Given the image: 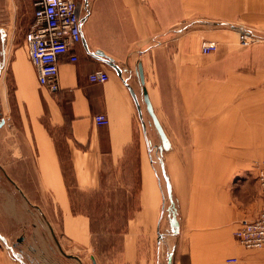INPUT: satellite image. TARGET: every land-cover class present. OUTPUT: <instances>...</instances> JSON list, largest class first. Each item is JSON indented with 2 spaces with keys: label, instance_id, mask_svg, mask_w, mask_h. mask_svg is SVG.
<instances>
[{
  "label": "crops",
  "instance_id": "0c3cea01",
  "mask_svg": "<svg viewBox=\"0 0 264 264\" xmlns=\"http://www.w3.org/2000/svg\"><path fill=\"white\" fill-rule=\"evenodd\" d=\"M77 1L84 18L83 41L75 47L77 62H70L67 57L60 59L56 91L39 84L25 44L6 51L0 77V117L5 119L0 128V233L7 239L27 238L28 208L46 214L58 231L57 222L61 223L62 231L71 239L86 237L89 221L73 212L67 171L71 170L80 185H89L91 178L99 176L103 160L122 161L139 144L140 114L127 86L135 91L145 115L139 64L149 99L171 145L174 141L158 108L163 104L161 83L166 91L167 80L178 74L180 88L186 86V98L194 93L195 98H211L218 103L196 104L193 111L197 108L203 119L196 117L195 140L188 141L186 136L178 143L230 147L237 143V136L244 134V141L238 143L259 145L260 151L264 146V36L259 35L263 40L246 47L240 45L238 37L244 30H264V0ZM204 42H215L217 50L194 58L189 55V50L195 48L200 52ZM88 51L112 58L124 70L127 83ZM189 68H194L198 76L209 77H197L198 81L211 82L217 88L202 89L201 94L196 89L188 93ZM96 71H107L109 80L92 83L89 77ZM224 80L232 81L231 89L223 88L229 86V81ZM237 80L254 83L244 91L249 102L246 100L242 107L243 115L237 120L234 106L215 123L208 117H214L215 108L224 107L219 105V98L228 100L240 95L233 89ZM168 96V103L172 104ZM185 97L188 103L189 98ZM188 108L187 104L186 113ZM99 114L108 117L107 126L96 125L94 117ZM185 127L191 128L189 123ZM63 129L65 140H59L57 134L61 132L57 131ZM151 153L152 149L149 158L153 161ZM200 157L235 161L236 154L233 150L220 157ZM144 170L150 171L145 160ZM236 187L228 186L215 208H205L206 200L197 196L182 203L179 235L187 263L264 264V248L245 249L234 237V230L243 219L239 218L244 215V209L235 205V196L233 201L231 191ZM187 191L190 193L191 187L185 190L184 197L189 195ZM259 200L261 204L260 193ZM244 212L250 213L248 209ZM233 258L237 261H228Z\"/></svg>",
  "mask_w": 264,
  "mask_h": 264
},
{
  "label": "rangeland",
  "instance_id": "374dc122",
  "mask_svg": "<svg viewBox=\"0 0 264 264\" xmlns=\"http://www.w3.org/2000/svg\"><path fill=\"white\" fill-rule=\"evenodd\" d=\"M34 3L35 0H0V27L7 34L5 48L8 53L12 48L25 44L24 37L34 15ZM251 34L261 35L263 38L264 30ZM203 44L200 52L195 48L189 50V55L193 58L203 55ZM2 48L0 43V52ZM170 77L171 80L165 83L166 91H164V83H161L163 104L159 105L158 113L174 141L172 148L168 151L163 150L164 153L161 152L160 137L150 115L145 111L143 116L153 161L149 158L150 151L145 142L140 117L137 121L139 144H135L122 161L103 160L99 176L91 178L89 185H80L68 168L67 184L73 200V212L85 216L89 221L88 233L86 237L79 235V239H71L64 230L62 231L61 223L57 222L58 231L54 229L51 219L46 214L28 208L30 219L27 238L22 242L14 238L7 239L9 244H16V251L23 252L27 264H93L94 259L96 264H168L170 252L173 253V264H189L186 261V251L183 253L181 250L180 231L175 236L172 234L169 222L170 209L174 208L181 224L183 202L189 200L191 196H197L202 201L206 200L205 208L209 205L215 208L228 186H237L231 194L234 202V196L236 197V207L244 209L242 211L244 215L239 219L252 220L258 217L262 208V199L261 204L259 202V193L261 198L259 177L261 170L264 169V146L260 151L259 145L238 143L244 141V134L237 136V143L230 147L178 143V140H186V136L188 141L195 140L193 137L197 135L196 117L203 119V115L197 114V108L193 111L196 104L204 106L218 104L215 99L201 96L195 98L194 93L191 92L195 89L200 92L202 89H212L217 86L211 82L198 81L197 77L201 79L209 77L202 74L198 76L194 68H189L188 93L191 94L186 98V86L180 88L181 76L179 78L177 74ZM224 81H229V86L223 87L224 82H221V88L231 89L232 81ZM244 81L237 80V86L233 88L240 92L236 98L228 100L219 98V105L224 107L215 108L214 117L209 116V119L219 123L223 116L227 115V109L231 111L234 106L236 111L233 112H236L237 120L243 115L242 107L246 100L249 102V97L244 91L254 84L248 80ZM166 92L171 96L172 104L168 103L170 98ZM184 97L187 100L189 98L188 103H185ZM187 104L191 112L188 108L186 113ZM46 117L44 122L48 121ZM188 123L191 128L186 129L185 125ZM64 131V129L57 131L61 132L57 134L59 140H65L62 134ZM157 146L160 147L157 149ZM158 150L163 153V160L162 158L158 160ZM233 150L236 154L235 161L200 159V156L206 157V155L207 158L220 157L226 151ZM247 157L259 158L247 159ZM143 158L145 163L149 164L150 171L144 170ZM70 163L71 161H68L67 166H70ZM162 167L172 189L173 204L167 194V181ZM189 187L191 191L190 193L187 191L189 195L184 197V192ZM200 187L203 192H200ZM246 209L250 213L244 212ZM236 231L237 229L234 230L235 239ZM63 252L78 257L80 261L65 256ZM9 255V251L0 240V264H18ZM230 260L228 261L231 262Z\"/></svg>",
  "mask_w": 264,
  "mask_h": 264
},
{
  "label": "built area",
  "instance_id": "2783aa9c",
  "mask_svg": "<svg viewBox=\"0 0 264 264\" xmlns=\"http://www.w3.org/2000/svg\"><path fill=\"white\" fill-rule=\"evenodd\" d=\"M34 15L25 34L28 56L38 73L41 86L51 91L58 89L60 59L67 57L77 62L75 47L82 42L81 9L77 0H35ZM240 43L246 47L262 40L248 30L240 32ZM217 50L215 42H204L202 51L206 54ZM92 83H106L107 71H96L89 77ZM97 126H107L106 115H96ZM262 210L256 219L242 220L235 233L236 239L245 249L254 250L264 247V169L260 172ZM236 262L237 259H231Z\"/></svg>",
  "mask_w": 264,
  "mask_h": 264
},
{
  "label": "water",
  "instance_id": "95a60500",
  "mask_svg": "<svg viewBox=\"0 0 264 264\" xmlns=\"http://www.w3.org/2000/svg\"><path fill=\"white\" fill-rule=\"evenodd\" d=\"M83 20H84V18L82 19V24H83ZM82 41H83V38H82ZM0 43L2 44V47H3L2 50H4V48L7 44V34H6L5 30H3L1 27H0ZM89 54L94 56L96 59L101 60L106 65L110 66L113 70H115V72L119 75V77H121L122 80L125 83H127L125 75H124L125 74L124 70L112 58L102 54L101 52H98V53L97 52H93V53L89 52ZM2 55H3V58L1 57ZM4 60H5V52L1 51V53H0V75H1V70L3 67ZM138 69H139V78H140V81L143 85L142 92H143V100H144V103L146 105V110H147L148 114L150 115L152 122L155 126V129L157 130V133L160 137V140L162 143V148L165 151H168L172 148V145H171V143H170V141H169V139H168V137L164 131V128L162 127V125L159 121L157 114L154 111L153 105L149 99L147 89L144 86L145 79H144V72H143L142 64H139ZM127 86L130 89L131 95H132L133 99L135 100V103H136L137 108H138L137 96L135 94V91H133V89L130 87L129 84H127ZM138 111H139V108H138ZM4 124H5V119L0 117V128L3 127ZM162 151L163 150L161 149V152ZM162 168H163L164 177L167 181V189H168L169 199H170L171 203L173 204L172 189H171V186L168 182L167 176L165 174L164 167H162ZM169 222H170V226L172 229V234L174 236L177 235L180 231V222L178 221L177 213L174 210V208L170 209ZM0 240L4 243L5 247L9 251V254H10V257L12 258V260L17 262L18 264H27L26 261L24 260L23 252L22 251H16V249H15L16 244H13V245L9 244L7 238L5 236H3L1 233H0ZM22 240H23V238H20L18 241L22 242ZM63 254L69 258H73V259L80 261V259L76 256L67 255L64 252H63ZM93 264H96L95 259L93 260ZM168 264H173V253L172 252L169 253Z\"/></svg>",
  "mask_w": 264,
  "mask_h": 264
},
{
  "label": "bare ground",
  "instance_id": "6f19581e",
  "mask_svg": "<svg viewBox=\"0 0 264 264\" xmlns=\"http://www.w3.org/2000/svg\"><path fill=\"white\" fill-rule=\"evenodd\" d=\"M240 34V33H239ZM2 51H4L5 52V58H6V48H4V50H2ZM1 53V52H0ZM2 58H3V55L1 56ZM3 68V67H2ZM134 91V90H133ZM136 94V93H135ZM137 96V95H136ZM137 102H138V108H139V113L141 114L140 115V117L142 118V125H143V131H144V136H145V140H146V142H147V145L149 146V150L151 151V148H150V142H149V140H148V138H147V132H146V126H145V123H144V120H143V115H142V109H141V106H140V104H139V101H138V98H137ZM155 127V126H154ZM160 146H162V143H161V145ZM160 146H157V149L160 147ZM160 149H162V150H164L163 148H161L160 147ZM165 151V150H164ZM164 151H163V153H164ZM158 152H159V156H158V160H161V158H162V160H163V153H161L159 150H158ZM168 194V193H167Z\"/></svg>",
  "mask_w": 264,
  "mask_h": 264
}]
</instances>
